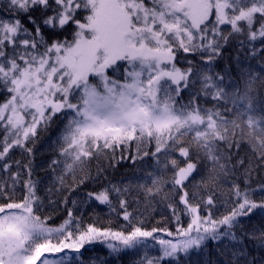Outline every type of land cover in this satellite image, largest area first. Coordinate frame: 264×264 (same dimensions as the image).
<instances>
[{
    "label": "snow or ice",
    "instance_id": "1",
    "mask_svg": "<svg viewBox=\"0 0 264 264\" xmlns=\"http://www.w3.org/2000/svg\"><path fill=\"white\" fill-rule=\"evenodd\" d=\"M38 8L43 15L40 23L31 15ZM7 11L11 15L0 18V85L7 93L0 102V171L11 172L12 162L7 161L13 149L30 154L28 144L38 130L46 129L61 113L67 123L58 140L59 156L50 165L54 170L62 166L61 184L68 174L75 180V173H83L93 159L114 156L118 149L130 151L135 144L133 162L143 152L158 166L162 164V171L172 173L171 180L164 181L159 172H149L151 185L140 187L147 196H155L170 183L173 198L179 195L190 220L186 227L181 224L176 208L169 204L176 231L155 227L146 231L142 224L133 223L127 200L120 199L128 222L122 230L95 224L82 229L76 221L73 231L71 210L63 224L49 227L48 218L37 214L35 182L25 180L23 199L13 198L21 173L12 172L11 185L0 182V264H65L67 257L56 259L54 254L65 249L79 253L86 243L97 240L119 252L121 246L144 245L149 237L160 245L162 255L146 256L141 264H160L165 258L199 249L208 239L236 240L231 229L238 217L264 209V202H255L247 191L233 185L231 208L219 218L211 213L204 216L201 204L213 206L214 196L193 204L197 193L187 191L197 171L193 147L212 163L213 181L217 168L227 173V165L221 162L224 151L239 148L241 140L264 159V116L253 114V81L247 79L243 87L230 90L231 86H223L225 76L210 70L233 35L246 34L249 42L264 40V0H8ZM22 17L33 30L25 27ZM41 24L56 37L50 43ZM69 26L70 38H59ZM224 26H230L227 34ZM180 50L199 54L208 67L199 74V92L217 102L213 107H201L199 95L187 105L180 103L191 77L197 75L191 61L187 70L176 66ZM121 66L122 81L109 77L108 70ZM153 142L155 151L146 148ZM15 164L19 169L20 161ZM24 167L30 177V166ZM10 187L12 194L6 195ZM125 192L127 188L112 185L88 195L111 206L110 196ZM158 232L169 239L154 235ZM249 238L264 239V233L260 237L252 233Z\"/></svg>",
    "mask_w": 264,
    "mask_h": 264
},
{
    "label": "trees",
    "instance_id": "2",
    "mask_svg": "<svg viewBox=\"0 0 264 264\" xmlns=\"http://www.w3.org/2000/svg\"><path fill=\"white\" fill-rule=\"evenodd\" d=\"M8 0H0V18H7L11 13L7 11ZM47 14H51L50 10ZM38 23L43 19L42 10L39 8L31 13ZM22 22L29 30H33L27 20L22 17ZM259 25L257 24L256 27ZM44 39L49 43L52 39L51 29L41 24ZM230 31V26H224ZM71 26L67 32L61 33V39L67 35L70 38ZM243 41V44L241 43ZM223 43V42H222ZM191 66L196 70L197 75L191 77L189 87L183 92L180 103L187 105L189 101L199 95V103L203 108H211L217 102L211 97L200 94L199 74L208 71L199 54L184 53L182 50L176 53L174 63L181 70ZM211 72L221 73L225 76L224 87L231 86L230 90L243 87L247 79L253 81L251 96L253 99V114L257 118L264 116V40L257 39L248 41L247 36L235 34L224 44L221 54L211 65ZM124 67L117 70H108L111 78L123 80ZM0 85V98L4 94ZM232 107V105H229ZM223 110V109H221ZM67 123V116L61 113L56 114L50 126L38 130L37 136L28 144L32 151L29 154L19 148L13 149L7 162H12L10 173L0 171V182L11 185V173H21L19 182L15 185L14 199L22 200L25 194L24 181L31 179L35 182V194L40 205L37 212L41 218L47 217V225L60 226L68 219L69 210L73 213L72 229L75 231V222L79 221L82 229L87 225L95 224L101 228L122 230L128 224L123 219V209L119 206V200L125 199L128 202L127 211L133 216L134 224H142L144 230L152 228H168L175 232L177 222L173 215V209L169 204L174 205L177 214L180 215V223L185 227L190 216L185 214L184 205L179 202V195L174 198L171 194L172 185L165 183L159 195L147 196L146 190L140 185H151L148 173L153 172L162 176L164 181H170L171 171H162L163 165H157L156 160L149 156L140 157L133 162L130 156L136 155V146L132 145L130 151L123 153L118 149L113 156L109 153L108 158L104 156L93 159L83 173L79 170L75 173V180L72 174H68L64 183L61 184L58 177L61 175V168L50 167L51 162L59 156V136L64 124ZM2 138V137H0ZM147 149L155 151L154 142L146 146ZM123 155L124 159H121ZM178 156V153H176ZM163 159V158H162ZM183 159V158H181ZM20 161V168L17 169L15 161ZM192 161L197 164V171L188 182L187 191L197 193L192 203H201V197L206 200L208 195L214 196V205L204 207L201 204V214L219 218L231 208L235 201L233 185H238L241 192L247 191L249 198L257 203L264 202V159L254 153L246 140L240 141V147H232L224 151L222 163L227 165V173L216 169V179L213 176L212 163L203 158V154H196L193 147ZM240 161H243L241 164ZM29 165L31 176L28 175ZM83 179L84 182L80 183ZM203 181V183H201ZM116 185L121 189L127 188L123 195L112 194L110 196L111 206L101 204L89 193H96L104 188ZM10 187L6 193L12 194ZM167 195L168 198H165ZM130 231V228L127 229ZM236 235V240L221 236L219 240H206L199 248H193L188 253H179L175 258L169 257L160 261V264H264V239H250L249 234L254 233L260 237L264 233V209L257 208L249 216L238 217V223L231 229ZM164 234V233H163ZM65 264H141L146 257L148 250L143 246L124 249L119 252H112L106 244L93 241L86 243L77 253L70 251ZM156 253L154 249V254ZM146 264V262H145Z\"/></svg>",
    "mask_w": 264,
    "mask_h": 264
},
{
    "label": "rangeland",
    "instance_id": "3",
    "mask_svg": "<svg viewBox=\"0 0 264 264\" xmlns=\"http://www.w3.org/2000/svg\"><path fill=\"white\" fill-rule=\"evenodd\" d=\"M109 75V74H108ZM110 77V76H109ZM122 81V80H121ZM1 102H3V101H1ZM146 231H148V230H146ZM161 237V236H160ZM168 239H169V237H168ZM152 244V246H153V248H155L156 250H158L159 249V244L158 243H151ZM148 258L149 259H152V257H150V256H148Z\"/></svg>",
    "mask_w": 264,
    "mask_h": 264
}]
</instances>
